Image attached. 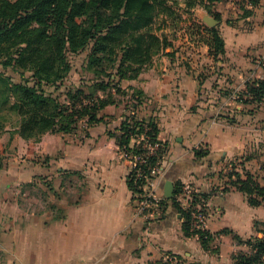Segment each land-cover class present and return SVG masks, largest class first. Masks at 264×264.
Segmentation results:
<instances>
[{
    "label": "crops",
    "instance_id": "0c3cea01",
    "mask_svg": "<svg viewBox=\"0 0 264 264\" xmlns=\"http://www.w3.org/2000/svg\"><path fill=\"white\" fill-rule=\"evenodd\" d=\"M227 2H213L211 12L191 8L201 13L200 19L186 23H202L204 40L211 38L205 25L218 29L224 52L217 56L206 41L184 51L190 47L188 34L175 44L168 19L160 15L158 21L165 22L156 34L172 45L136 77L120 80L127 96L116 95L104 105L101 120L87 134L79 128L74 134L44 132L27 139L15 127L0 132V264H234L233 255L245 247L233 235L246 239L258 234L253 225L264 220V203L252 206L234 188L218 190L225 186L222 174L230 161H243L264 184V98L250 113V104L222 92L264 79V0L246 17L232 2L230 18L219 8ZM204 14L218 23L208 26ZM135 89L145 96L136 113L156 117L157 139L167 146L152 190L165 198L169 180L174 190L187 183L209 194L206 229L213 240L207 249L197 235L184 234L170 199L164 212L149 218L135 213L129 162L115 137ZM199 148L207 154L197 157ZM73 175L75 189L70 190Z\"/></svg>",
    "mask_w": 264,
    "mask_h": 264
},
{
    "label": "trees",
    "instance_id": "16d2710c",
    "mask_svg": "<svg viewBox=\"0 0 264 264\" xmlns=\"http://www.w3.org/2000/svg\"><path fill=\"white\" fill-rule=\"evenodd\" d=\"M182 1L187 11L202 5L211 12L213 2L228 0ZM231 1L241 11L240 17L250 16L258 2ZM172 2L0 0V132L11 126L27 139L37 138L44 132L74 134L82 122V131L87 134L88 128L101 120L98 113L104 105L113 103L116 95L127 96L119 87L120 80L136 77L154 55L172 45L166 36L156 34L165 22V19L158 21L160 15L171 19L174 15L180 16L172 5L178 4L177 1ZM205 28L211 35L205 40L209 50L214 56L222 54L224 42L218 29L206 25ZM84 50L87 53L82 67L85 76H81L77 84H67L65 78L72 69L70 57ZM8 70L17 73L19 80H14ZM232 92L227 89L222 95L228 97ZM263 98L264 79H250L244 89L236 93L235 100L250 104L247 112L251 113ZM144 101L140 90L135 89L128 95L129 113L125 114L115 135L119 150L126 155L144 153L141 143L132 141L141 134L150 142H159L156 152L139 166L141 171H145L146 165L160 166L167 148L165 142L157 139L156 117H140L136 113ZM206 154V149H195L197 157ZM227 164L229 169L225 168L222 174L226 177L225 186L218 191L234 188L245 195L250 205L263 204L264 184L244 168L243 161ZM127 183L133 195L144 193L145 180L137 177L133 170L128 172ZM180 189L181 184H177L170 200L182 218V230L187 236L197 235L207 249L213 236L207 229L192 228L190 211L176 199ZM208 195L198 192L194 201H206ZM170 200L162 198V212ZM253 227L258 234L249 238L233 235L234 240L245 247L233 255L234 264H264V220H256Z\"/></svg>",
    "mask_w": 264,
    "mask_h": 264
},
{
    "label": "built area",
    "instance_id": "2783aa9c",
    "mask_svg": "<svg viewBox=\"0 0 264 264\" xmlns=\"http://www.w3.org/2000/svg\"><path fill=\"white\" fill-rule=\"evenodd\" d=\"M236 92L237 91H233L230 98L235 99ZM132 141L137 144L141 143V147L144 149V153L139 155H126V153H122L123 157L129 162V171L133 170L137 177H142L145 180L144 193L134 195L136 203L135 213L138 216L149 218L153 214L156 215L161 211L160 201L162 200V196L157 195V193L152 190L154 181L161 171V164L160 166L146 165L145 171H141L139 166L146 163V157L153 155L160 147V144L159 142H150L144 134L137 136ZM237 167L239 166L237 165ZM196 193H198V191L191 185L187 183L182 184L176 199L184 209L190 211L192 228L206 229V202L204 199H202V201L201 199L194 201V195Z\"/></svg>",
    "mask_w": 264,
    "mask_h": 264
},
{
    "label": "rangeland",
    "instance_id": "374dc122",
    "mask_svg": "<svg viewBox=\"0 0 264 264\" xmlns=\"http://www.w3.org/2000/svg\"><path fill=\"white\" fill-rule=\"evenodd\" d=\"M172 1H174V0H168V4L173 3ZM175 1H177L178 4H172V5H174L173 8L175 9V11L179 12L180 16H175L174 15V19H171L172 17H167L166 16L167 19H168L167 23H168V27H169V28L167 27L169 29L168 34H169V37L171 39L174 38L175 44H176V42H180V39L182 38V34H184V33L188 34L190 47H189V49L188 48L184 49V51H188V50H190V48L193 45L195 47H197V45H201L203 42H205V40L203 39V36H204L205 32H204V29L201 27V26H203L202 23L200 24V26H198L199 25V21L198 22L197 21L193 22L191 24H186L192 17H195V19L199 20L201 13H197V12H194V11H187V10H185L183 8L184 4H183L182 0H175ZM221 2L222 3L223 2L226 3L227 1H221ZM180 3L183 4V5L179 6ZM227 3H228L227 6L226 5H220L219 8H220L221 14L225 15L224 17L230 18V16H232L230 14V12L232 11L230 9L231 8L230 4L232 3V1H231L230 4H229V1ZM196 7H202L203 8L202 5L201 6H196ZM215 12L216 11L214 10V12H212V13H215ZM195 13H196V15H195ZM210 16H212V15H210ZM191 43H194V44H192V46H191ZM86 54H87L86 50H84V51H81V52H78L76 54L71 55L70 58H71V62H72V69L69 72V74L67 75V77L65 78V81H66L67 84H69V83H76L77 84L79 82L80 77L81 76H85V72H83V68L82 67H83V64H84V61H85ZM7 73L10 76H12L14 78V80H19V76H18L17 73L12 72L11 70H8ZM82 127H83V124L81 122L80 129H79L81 132H83L82 131ZM68 184L70 186V190H74L75 189V185H74L75 184V176L74 175L70 178ZM160 210H162V209L160 208Z\"/></svg>",
    "mask_w": 264,
    "mask_h": 264
},
{
    "label": "water",
    "instance_id": "95a60500",
    "mask_svg": "<svg viewBox=\"0 0 264 264\" xmlns=\"http://www.w3.org/2000/svg\"><path fill=\"white\" fill-rule=\"evenodd\" d=\"M203 21L208 25V26H214L216 23H218V20L215 19L214 17L205 14L203 16ZM163 194L166 199H172L174 197V187L173 183L169 180L165 181L164 183V189H163Z\"/></svg>",
    "mask_w": 264,
    "mask_h": 264
}]
</instances>
